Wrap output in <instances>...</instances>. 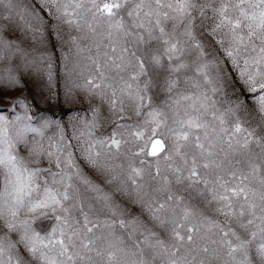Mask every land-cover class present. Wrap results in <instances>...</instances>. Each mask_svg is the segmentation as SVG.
Instances as JSON below:
<instances>
[{"label":"snow or ice","instance_id":"snow-or-ice-1","mask_svg":"<svg viewBox=\"0 0 264 264\" xmlns=\"http://www.w3.org/2000/svg\"><path fill=\"white\" fill-rule=\"evenodd\" d=\"M0 84V264H264V0H0Z\"/></svg>","mask_w":264,"mask_h":264},{"label":"rangeland","instance_id":"rangeland-1","mask_svg":"<svg viewBox=\"0 0 264 264\" xmlns=\"http://www.w3.org/2000/svg\"><path fill=\"white\" fill-rule=\"evenodd\" d=\"M47 19V17H45ZM45 37L48 40L47 47L49 48L51 58V92L49 91V82L47 79V70H45L42 77H37L32 68L21 67L17 71L20 85L15 91L9 92V97L21 95V93L28 98V100L39 109L46 110L48 114L55 112V118L58 120H67L69 117L64 113L67 110L66 105L63 104L62 99H56L55 94L62 95L63 79H64V52L66 48L62 49L60 42L55 35L48 36L45 31ZM55 45V47H53ZM36 47L43 48V45L37 44ZM0 90H7V85L0 84ZM53 95L54 98L50 103H45L46 97ZM34 97V99H33ZM7 106V105H5ZM83 107H87L83 105ZM20 111V109H17ZM5 115H10V112H5Z\"/></svg>","mask_w":264,"mask_h":264}]
</instances>
